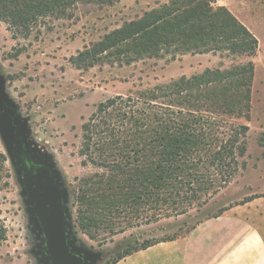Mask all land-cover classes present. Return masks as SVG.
<instances>
[{"label":"trees","instance_id":"16d2710c","mask_svg":"<svg viewBox=\"0 0 264 264\" xmlns=\"http://www.w3.org/2000/svg\"><path fill=\"white\" fill-rule=\"evenodd\" d=\"M118 1L0 0V22L14 37L28 38L51 22L73 19L79 5L103 7ZM218 1L158 3L70 57L79 70L171 61L188 54L212 53L230 60L226 67L118 95L99 106L98 119L83 125L85 140H100L94 152L110 169L108 179L102 176L95 189L87 190L89 197L79 199L101 206L103 219L123 214L128 206L151 203L186 210L217 193L234 174L248 132L241 121L250 116L258 41ZM78 219L86 233L98 225L95 218ZM5 233L0 224V243ZM149 245L118 255L112 264Z\"/></svg>","mask_w":264,"mask_h":264},{"label":"rangeland","instance_id":"374dc122","mask_svg":"<svg viewBox=\"0 0 264 264\" xmlns=\"http://www.w3.org/2000/svg\"><path fill=\"white\" fill-rule=\"evenodd\" d=\"M167 1L79 5L73 19L51 22L50 28H40V33L32 32L28 38L14 37L0 22V86L24 119L31 148L51 161L59 174L67 194L71 238L77 249L94 255L89 264H112L127 251L184 236L206 214L219 212L223 204L264 198V0H220L217 5L227 8L258 41L252 59L250 116L241 121L248 132L232 177L208 199L176 212L173 205L160 209L151 203L128 206L123 214L116 212L103 219L101 206L88 205L89 200L80 202V195L89 197L87 190L95 189L98 179H108L110 169L100 153L94 152L100 140H85L83 125L99 118V106L107 100L176 80V60L182 56L121 68L96 65L88 70L76 69L69 59L123 21ZM188 59L186 66L195 70L200 60L209 62L212 69L230 63L212 53ZM22 190L0 137V224L6 231L0 243V264H42L41 240L33 230ZM79 216L97 219V227L83 232L78 227Z\"/></svg>","mask_w":264,"mask_h":264},{"label":"crops","instance_id":"0c3cea01","mask_svg":"<svg viewBox=\"0 0 264 264\" xmlns=\"http://www.w3.org/2000/svg\"><path fill=\"white\" fill-rule=\"evenodd\" d=\"M205 56L188 54L176 60V79L212 69L203 60L197 61L202 62L199 70L186 66L188 58ZM263 230V197L223 204L219 212L206 214L186 235L155 242L114 264H264Z\"/></svg>","mask_w":264,"mask_h":264},{"label":"water","instance_id":"95a60500","mask_svg":"<svg viewBox=\"0 0 264 264\" xmlns=\"http://www.w3.org/2000/svg\"><path fill=\"white\" fill-rule=\"evenodd\" d=\"M0 111V137L22 185L33 230L41 240L42 264H89L94 255L77 249L71 238L67 194L59 174L51 161L31 148L25 121L2 86Z\"/></svg>","mask_w":264,"mask_h":264},{"label":"flooded vegetation","instance_id":"af4514ba","mask_svg":"<svg viewBox=\"0 0 264 264\" xmlns=\"http://www.w3.org/2000/svg\"><path fill=\"white\" fill-rule=\"evenodd\" d=\"M27 166H29V165L27 164Z\"/></svg>","mask_w":264,"mask_h":264}]
</instances>
